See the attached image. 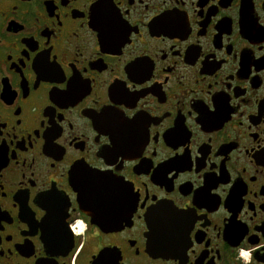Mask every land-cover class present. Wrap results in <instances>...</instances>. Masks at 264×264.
Returning a JSON list of instances; mask_svg holds the SVG:
<instances>
[{
	"label": "flooded vegetation",
	"instance_id": "af4514ba",
	"mask_svg": "<svg viewBox=\"0 0 264 264\" xmlns=\"http://www.w3.org/2000/svg\"><path fill=\"white\" fill-rule=\"evenodd\" d=\"M0 264H264V0H0Z\"/></svg>",
	"mask_w": 264,
	"mask_h": 264
},
{
	"label": "snow or ice",
	"instance_id": "6c2138e0",
	"mask_svg": "<svg viewBox=\"0 0 264 264\" xmlns=\"http://www.w3.org/2000/svg\"><path fill=\"white\" fill-rule=\"evenodd\" d=\"M244 255H247L246 253H244Z\"/></svg>",
	"mask_w": 264,
	"mask_h": 264
}]
</instances>
